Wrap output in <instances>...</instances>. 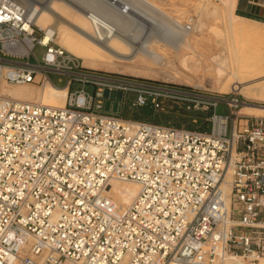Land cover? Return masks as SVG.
Listing matches in <instances>:
<instances>
[{"label": "built area", "instance_id": "built-area-1", "mask_svg": "<svg viewBox=\"0 0 264 264\" xmlns=\"http://www.w3.org/2000/svg\"><path fill=\"white\" fill-rule=\"evenodd\" d=\"M25 9L0 0V264H264V117L241 114L235 92L87 68L42 42ZM49 72L65 79L63 106L3 91L56 86ZM126 92L131 108L208 111L209 126L104 111L103 97ZM112 180L138 184L130 204L115 202Z\"/></svg>", "mask_w": 264, "mask_h": 264}, {"label": "rangeland", "instance_id": "rangeland-1", "mask_svg": "<svg viewBox=\"0 0 264 264\" xmlns=\"http://www.w3.org/2000/svg\"><path fill=\"white\" fill-rule=\"evenodd\" d=\"M80 1L88 7L90 5V8L97 10L104 17L108 18L107 16H109V21L111 19L113 22L111 24L118 26L124 33L123 35L128 38V43L142 44L138 55L133 60L117 61V68L108 66L90 69L111 76L130 78L155 85L187 88L203 95H226L231 91L223 85H227L229 82L225 78L217 80L215 67L219 58L226 59L225 65L228 66V58L232 60L233 57L234 59L237 57L236 60L243 69V81L247 80L249 85L258 86L253 91L257 96H264V86H261V83L264 82V18L242 15L239 10H236L235 5L233 13L259 21L253 22L237 17L234 19L233 15V21L246 27L251 34L238 33L230 31L228 28L227 19L229 16L228 11L224 10L225 0H148L158 5L160 10L154 5L150 9L144 7L143 4L136 3L134 12L123 13L124 16L118 13L121 15L119 16L116 8L105 0ZM260 11L264 13V8ZM147 14L150 17L146 16ZM171 20L181 21L182 26L174 25ZM36 36L40 37L41 33L36 32ZM187 41L190 43L189 50L186 47H180L181 43H188ZM230 43L233 44L232 48L229 47ZM134 48L124 50L130 54ZM65 49L69 51L67 48ZM150 49L154 54L144 55L143 51H151ZM231 49L232 52H230ZM195 50L198 51L197 54ZM36 54L38 57L42 54L39 47L36 49ZM73 56L75 55L73 54ZM186 56L187 58H184ZM75 57L84 66V60ZM183 59H186L187 64L186 62L182 63ZM88 62V65L91 66L102 64L97 55L92 56ZM48 74L56 86L64 84L65 79L62 75L54 72ZM234 90L238 91L236 87ZM133 98L134 93L131 92L109 94L103 97L104 111L123 117L174 125L182 124L190 128H207L209 126V122L204 120L205 115H209L208 111L186 110L182 106L174 104L165 106V110L155 113L149 104L131 108L130 102ZM252 99L249 98L247 101L253 102ZM216 112L225 115L229 111L225 103L220 101ZM255 113L260 112L256 111ZM193 117L197 120L196 122L192 121Z\"/></svg>", "mask_w": 264, "mask_h": 264}, {"label": "bare ground", "instance_id": "bare-ground-1", "mask_svg": "<svg viewBox=\"0 0 264 264\" xmlns=\"http://www.w3.org/2000/svg\"><path fill=\"white\" fill-rule=\"evenodd\" d=\"M15 1L24 3L26 8V16L31 21V23L46 31L44 36L41 38L42 42L46 43L50 39H53L56 44L64 47V49L67 48L70 52L66 49L65 50L70 54H74L75 56L82 58L84 60V66L86 67L100 69L102 67L112 66L114 68H117V61L133 60L138 55L139 50L142 46V44L133 45L132 43H128V38L123 35L124 33L121 32L118 26L115 24H111L113 22L111 21V19L109 21V16H107L108 18L104 17L97 10L90 8V5L89 7L84 5V3L80 0ZM105 1L116 8V12L118 11L117 14L119 13L122 15L123 13L127 14V12L133 13L136 3H140L141 5L143 4L144 7L150 9L154 5L158 7V10H160L159 6L155 5V3L153 2H149L150 0H145L146 2L144 0ZM236 2L237 0H225L224 2V10L228 11L229 16L227 19L228 28L233 32L250 33V31L247 30L246 27H243L242 25L233 21V15L234 19L237 17L253 22L259 21L251 18H245L236 13H233V8L236 5ZM114 7L113 9H115ZM143 15L145 16V13H143ZM146 16L149 15L147 14ZM171 21L176 26H182V23L179 20ZM230 46L232 48L233 44L231 45L230 43L229 47ZM133 47L135 48L133 51H131L130 54L129 52H127V50H124L127 48L131 49ZM180 47H186L188 49L190 47V43H181ZM151 52L152 50L143 51L144 55L154 54L153 52ZM230 52H232V49L230 50ZM195 53L197 54L198 51L195 50ZM94 55L100 57V61L102 62V64H97L96 66L88 65V61L91 60V57ZM187 56L184 58H187ZM236 58L237 57H235L234 59L233 57L232 60H229L228 58V66L225 65L226 59L219 58V62L215 67L216 78L217 80L225 78L229 83L227 85L224 84L223 86H226V88H228V90L231 92L240 94L245 99L239 110L241 114L264 117V96H257L253 91V89L258 86H254L253 84L249 85L247 80L243 81V69ZM185 62L186 59H183L182 63L184 64ZM261 86H264V82L261 83ZM235 87L238 89V91L234 90ZM3 91L8 95L20 99L41 101L43 103L57 106H63L65 104V87L53 86L50 84H45L44 86L22 84L7 85L6 87H3ZM249 98H253L252 100L254 101H247V99ZM256 111H259L260 113H255ZM110 184L109 194L112 196L115 202L123 204H130L139 188L138 184L134 181L112 180Z\"/></svg>", "mask_w": 264, "mask_h": 264}, {"label": "crops", "instance_id": "crops-1", "mask_svg": "<svg viewBox=\"0 0 264 264\" xmlns=\"http://www.w3.org/2000/svg\"><path fill=\"white\" fill-rule=\"evenodd\" d=\"M235 8L236 10H239L242 15H251L264 18V13L260 11L262 8L249 4L247 0H245V2H243V0H238L236 2Z\"/></svg>", "mask_w": 264, "mask_h": 264}]
</instances>
